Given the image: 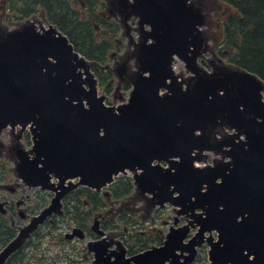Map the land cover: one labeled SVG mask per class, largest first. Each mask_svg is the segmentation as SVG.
<instances>
[{"label": "water", "instance_id": "obj_1", "mask_svg": "<svg viewBox=\"0 0 264 264\" xmlns=\"http://www.w3.org/2000/svg\"><path fill=\"white\" fill-rule=\"evenodd\" d=\"M168 1L157 2L156 41L140 47L145 63L132 79L129 102L119 107L99 96L87 58L66 36L29 27L10 32L0 40V131L30 126L35 159L23 154L18 168L29 182L49 187L53 177L80 178L102 189L132 172L138 190L152 194L155 205L180 207L179 214L200 226L187 243L190 226L171 227L164 247L135 256L137 264H189L205 242L209 264H264V81L227 66L213 72L200 67L207 42L202 15L188 0H176V7ZM174 55L193 76L179 80ZM163 88L169 92L161 94ZM223 126L237 129L236 137L218 138L215 131ZM205 151L223 152L229 160L196 167ZM43 219L0 253V264Z\"/></svg>", "mask_w": 264, "mask_h": 264}, {"label": "flooded vegetation", "instance_id": "obj_2", "mask_svg": "<svg viewBox=\"0 0 264 264\" xmlns=\"http://www.w3.org/2000/svg\"><path fill=\"white\" fill-rule=\"evenodd\" d=\"M157 2L0 0V40L10 32L27 27L41 33L51 29L53 37L66 36L88 59L105 103L119 107L128 102L132 79L145 63L139 58L142 46L148 47L156 41L152 23L157 21ZM168 2L176 7V0ZM246 2L249 0L187 1L190 8L202 15V35L207 43L199 63L208 72L224 65L220 64L224 61L222 57L233 51L226 42L245 40L246 32L244 35V31L240 33V23L246 20ZM80 43L85 50L79 48ZM174 58L176 75V55ZM229 66L256 74L237 65ZM144 75L148 76L149 72ZM171 82V79L167 80L168 84ZM162 93L165 94L166 89ZM215 132L218 138H233L238 133L237 129L228 126ZM245 135L243 133L241 138L244 139ZM34 144L30 126H8L0 131V253L18 239L25 228L36 222V218L44 215L37 228L6 258L4 264H137L133 259L135 256L164 247L171 227L190 226L186 243L199 232L200 226H193L196 224L193 217L179 214L172 205H155L154 196L141 193L133 180L128 194L118 193L117 182L97 189L78 179L62 181L51 178L49 187L27 181L18 171L20 157L26 154L27 160H34ZM219 158L229 160L223 152H210L206 164L210 165ZM64 190L66 193L60 201H55ZM170 206L176 212L175 225L165 233L161 214ZM200 212L196 210V213ZM181 221L185 223L181 224ZM213 235L217 233L213 232ZM207 236H210L209 232ZM196 249V257L189 264H209L210 245L205 242ZM181 261H185V257ZM170 263L167 260L165 264Z\"/></svg>", "mask_w": 264, "mask_h": 264}, {"label": "trees", "instance_id": "obj_3", "mask_svg": "<svg viewBox=\"0 0 264 264\" xmlns=\"http://www.w3.org/2000/svg\"><path fill=\"white\" fill-rule=\"evenodd\" d=\"M244 13L246 20L240 23V33L244 31V35L246 32L245 40L235 39L226 42V45L232 46L230 55L233 63L255 72L264 80V0H249L245 3ZM117 186L118 193L128 194L132 188V179L120 177Z\"/></svg>", "mask_w": 264, "mask_h": 264}, {"label": "rangeland", "instance_id": "obj_4", "mask_svg": "<svg viewBox=\"0 0 264 264\" xmlns=\"http://www.w3.org/2000/svg\"><path fill=\"white\" fill-rule=\"evenodd\" d=\"M211 45H212V43L210 42L209 46L211 47ZM79 48L84 49V47H83V45H81V43L79 45ZM207 57H209L208 54H207ZM206 59L209 60L208 58H206ZM222 59H224V61L220 62V64L221 63L222 64H228V65L229 64L230 65L235 64V63H233L231 61V55L230 54L224 55L222 57ZM215 63H218V61H215ZM206 66L209 68V65H206ZM176 72L180 73V74H187V75L189 74L188 70L186 69L185 63L182 60H180L179 58L176 59ZM180 77H182V75H180ZM214 157L215 156L212 155V158H214ZM133 207H134V205H133ZM161 216H162V220H163V223H164L162 229L165 231V233H167L169 228H170V226L171 225H175L174 221H175V218H176V212H175L174 207L170 206V208L165 209V213L163 212V214H161ZM184 223H185V221H181V224H184Z\"/></svg>", "mask_w": 264, "mask_h": 264}, {"label": "bare ground", "instance_id": "obj_5", "mask_svg": "<svg viewBox=\"0 0 264 264\" xmlns=\"http://www.w3.org/2000/svg\"><path fill=\"white\" fill-rule=\"evenodd\" d=\"M122 17V16H121ZM120 19V18H119Z\"/></svg>", "mask_w": 264, "mask_h": 264}]
</instances>
